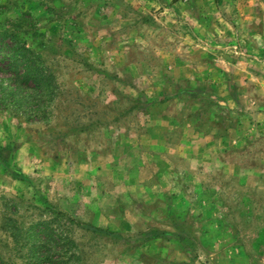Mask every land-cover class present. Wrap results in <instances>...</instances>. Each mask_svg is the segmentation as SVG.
<instances>
[{
  "label": "rangeland",
  "instance_id": "obj_1",
  "mask_svg": "<svg viewBox=\"0 0 264 264\" xmlns=\"http://www.w3.org/2000/svg\"><path fill=\"white\" fill-rule=\"evenodd\" d=\"M12 25L59 90L0 103L4 264H264V0H0Z\"/></svg>",
  "mask_w": 264,
  "mask_h": 264
},
{
  "label": "trees",
  "instance_id": "obj_2",
  "mask_svg": "<svg viewBox=\"0 0 264 264\" xmlns=\"http://www.w3.org/2000/svg\"><path fill=\"white\" fill-rule=\"evenodd\" d=\"M18 25L0 30V103L12 107L32 106L29 118L47 121L52 111V103L58 94L56 75L45 65L41 56L17 35ZM7 82V84H5ZM47 233V232H46ZM53 232L48 233V237ZM49 237V238H50ZM57 242L67 245L68 253L74 242L68 233L56 234ZM0 264H4L0 258ZM41 264H51L48 260Z\"/></svg>",
  "mask_w": 264,
  "mask_h": 264
}]
</instances>
